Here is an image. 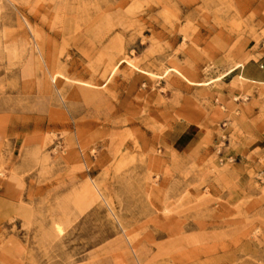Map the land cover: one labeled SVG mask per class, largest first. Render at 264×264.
Instances as JSON below:
<instances>
[{
    "label": "rangeland",
    "instance_id": "rangeland-1",
    "mask_svg": "<svg viewBox=\"0 0 264 264\" xmlns=\"http://www.w3.org/2000/svg\"><path fill=\"white\" fill-rule=\"evenodd\" d=\"M0 264H264V0H0Z\"/></svg>",
    "mask_w": 264,
    "mask_h": 264
}]
</instances>
